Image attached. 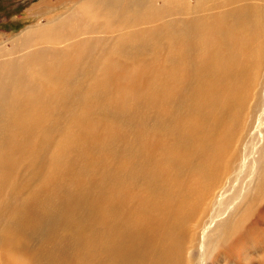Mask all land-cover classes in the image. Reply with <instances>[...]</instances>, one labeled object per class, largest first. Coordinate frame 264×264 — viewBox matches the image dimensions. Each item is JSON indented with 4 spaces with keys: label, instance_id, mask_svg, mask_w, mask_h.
Masks as SVG:
<instances>
[{
    "label": "bare ground",
    "instance_id": "bare-ground-1",
    "mask_svg": "<svg viewBox=\"0 0 264 264\" xmlns=\"http://www.w3.org/2000/svg\"><path fill=\"white\" fill-rule=\"evenodd\" d=\"M42 1L0 38V264H264V0Z\"/></svg>",
    "mask_w": 264,
    "mask_h": 264
},
{
    "label": "rangeland",
    "instance_id": "rangeland-1",
    "mask_svg": "<svg viewBox=\"0 0 264 264\" xmlns=\"http://www.w3.org/2000/svg\"><path fill=\"white\" fill-rule=\"evenodd\" d=\"M41 1L42 0H0V38L3 41L7 42L9 39L17 36L27 26L39 21V19L42 18V14L37 15L36 11H32V8L34 7L35 4ZM193 1L194 0H191V2ZM56 12L58 11L56 10ZM202 14L204 15V13H200V15ZM43 16H46V15L44 14ZM251 113H252V110H251ZM252 120L253 119L251 117L247 124L248 130H250V133H249L250 138L249 137L245 138L246 141L244 142V144L246 143V147H250L249 146L250 141H251L250 139H252V135L254 134L253 129H252L254 126L252 125ZM247 158L248 157H246V161L248 160ZM247 172H248L247 167L243 169L239 167L234 172L235 174L233 173L232 175H230V177L227 180L226 186L229 187L231 190L236 189L242 184V182L245 181V179L247 180L248 178ZM239 174H240V177H239ZM235 178H237L238 180ZM196 257H199V255L196 253L192 254L191 256V260L193 261L194 264L198 263Z\"/></svg>",
    "mask_w": 264,
    "mask_h": 264
}]
</instances>
